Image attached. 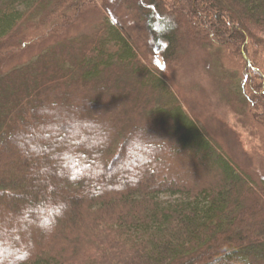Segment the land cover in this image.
Masks as SVG:
<instances>
[{
	"label": "trees",
	"instance_id": "obj_1",
	"mask_svg": "<svg viewBox=\"0 0 264 264\" xmlns=\"http://www.w3.org/2000/svg\"><path fill=\"white\" fill-rule=\"evenodd\" d=\"M114 3L166 64L183 41L217 51L264 157V0H0V63L105 16L0 74V264H264V178L197 125Z\"/></svg>",
	"mask_w": 264,
	"mask_h": 264
},
{
	"label": "rangeland",
	"instance_id": "obj_2",
	"mask_svg": "<svg viewBox=\"0 0 264 264\" xmlns=\"http://www.w3.org/2000/svg\"><path fill=\"white\" fill-rule=\"evenodd\" d=\"M110 8V19L115 21L132 38L137 51L144 59L143 61H147L151 69L156 71L158 69V74L164 76L182 106L204 133L217 142L236 163L250 172L254 178L263 179L262 160L264 157L262 150L257 140L251 136L248 119L239 107L241 96H239L234 76L231 74L233 71L223 67V64L218 60L217 51L189 40L183 41L180 59L174 63L166 64L157 52L153 54L148 41L145 39L135 40L137 26L132 12L115 3ZM104 18L102 12L96 10L86 12L73 27L62 35L36 44L23 53L3 59L0 63V74L32 59L55 40L92 32L103 22ZM258 55L261 59L264 58V52H259ZM142 97L149 100L148 96ZM134 105L135 110L144 109V103L139 98L134 101ZM162 155L163 158L166 157V154ZM172 166L179 169L175 162ZM170 168L166 167V170L169 172ZM189 170L191 176L199 175L192 169ZM175 174H179V172L171 171L170 173L172 176Z\"/></svg>",
	"mask_w": 264,
	"mask_h": 264
}]
</instances>
